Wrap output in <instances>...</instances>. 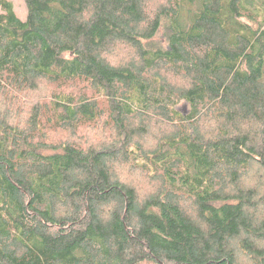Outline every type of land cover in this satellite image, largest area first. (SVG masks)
Masks as SVG:
<instances>
[{"label":"trees","instance_id":"trees-1","mask_svg":"<svg viewBox=\"0 0 264 264\" xmlns=\"http://www.w3.org/2000/svg\"><path fill=\"white\" fill-rule=\"evenodd\" d=\"M24 3L0 0V264H264V0Z\"/></svg>","mask_w":264,"mask_h":264},{"label":"rangeland","instance_id":"rangeland-1","mask_svg":"<svg viewBox=\"0 0 264 264\" xmlns=\"http://www.w3.org/2000/svg\"><path fill=\"white\" fill-rule=\"evenodd\" d=\"M13 3L15 13L17 16L21 19H24L26 17V6L24 3V0H10ZM215 4V0H214ZM216 5V4H215ZM207 38H211L212 42H214L217 45H223L224 44V38L219 33H213V34H203L199 39H197V42L202 44L206 42ZM120 51L117 52V54L113 58H123L122 52L126 55H128V51L125 50L122 47H118ZM222 75L232 84V86L239 92L246 94L247 90L246 87L241 79H239L237 76H235L234 72L231 70H224L222 72ZM181 111H186V105L180 104V106L177 107ZM95 131V130H94ZM124 176L125 173L123 172ZM141 186H145V183L142 180L135 179Z\"/></svg>","mask_w":264,"mask_h":264}]
</instances>
